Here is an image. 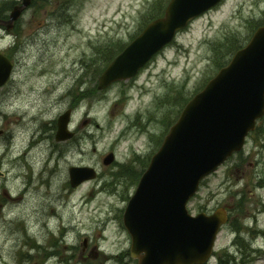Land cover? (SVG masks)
Segmentation results:
<instances>
[{
	"label": "rangeland",
	"instance_id": "1",
	"mask_svg": "<svg viewBox=\"0 0 264 264\" xmlns=\"http://www.w3.org/2000/svg\"><path fill=\"white\" fill-rule=\"evenodd\" d=\"M13 1L0 0V17ZM168 2L36 0L18 25L0 26V51L14 62L0 86V264H135L122 215L139 177L113 173L131 162L142 174L191 95L230 59L233 41L244 44L264 22V0H221L135 76L98 91L100 73ZM66 110L75 135L58 140ZM82 167L96 177L81 180ZM221 207L229 216L209 263L264 264V117L188 203L191 214Z\"/></svg>",
	"mask_w": 264,
	"mask_h": 264
},
{
	"label": "water",
	"instance_id": "2",
	"mask_svg": "<svg viewBox=\"0 0 264 264\" xmlns=\"http://www.w3.org/2000/svg\"><path fill=\"white\" fill-rule=\"evenodd\" d=\"M219 0H171L163 17L144 31L117 56L98 79V88L126 79L166 42L176 30ZM29 3L15 6L8 23L19 17ZM11 64L0 53V86ZM264 114V24L250 42L239 49L206 86L185 106L158 151L152 156L123 214V225L131 237L130 256L137 264H202L209 258L215 237L226 222L224 210L192 216L186 203L200 180L242 148L245 137ZM70 111L58 120L56 138L69 139ZM107 155L103 163L113 161ZM81 180L96 172L81 168ZM72 186L81 181L74 180Z\"/></svg>",
	"mask_w": 264,
	"mask_h": 264
},
{
	"label": "trees",
	"instance_id": "3",
	"mask_svg": "<svg viewBox=\"0 0 264 264\" xmlns=\"http://www.w3.org/2000/svg\"><path fill=\"white\" fill-rule=\"evenodd\" d=\"M4 2H2V3H0V5L1 4H3ZM2 15V14H1ZM232 46L234 47L232 50H234V49H236V48H238V46H236V48H235V42L233 41V43H232ZM225 62V61H224ZM224 62H222L219 66H222L223 64H224ZM138 157L139 156H135V157H133V159L134 160H136V166H138V167H141V166H144V162H143V160H140V159H138ZM132 159V160H133ZM146 164H148V161H147V163ZM134 168V166L132 165V163L130 162V163H126V164H123L122 166H121V168H120V170H117L116 169V171L113 173V176L114 177H117V178H123L122 176L124 175V174H128V175H132V177H133V181H136L137 179H138V177H140V175H141V170H135V168ZM124 181V180H123ZM129 264V263H128Z\"/></svg>",
	"mask_w": 264,
	"mask_h": 264
}]
</instances>
